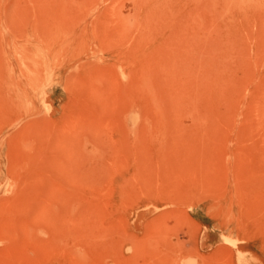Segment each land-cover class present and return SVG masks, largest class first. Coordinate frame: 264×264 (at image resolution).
<instances>
[{"label":"rangeland","instance_id":"obj_1","mask_svg":"<svg viewBox=\"0 0 264 264\" xmlns=\"http://www.w3.org/2000/svg\"><path fill=\"white\" fill-rule=\"evenodd\" d=\"M194 262L264 264V0H0V264Z\"/></svg>","mask_w":264,"mask_h":264},{"label":"clouds","instance_id":"obj_2","mask_svg":"<svg viewBox=\"0 0 264 264\" xmlns=\"http://www.w3.org/2000/svg\"><path fill=\"white\" fill-rule=\"evenodd\" d=\"M126 251H128V249H126ZM194 264H195V262H194Z\"/></svg>","mask_w":264,"mask_h":264}]
</instances>
